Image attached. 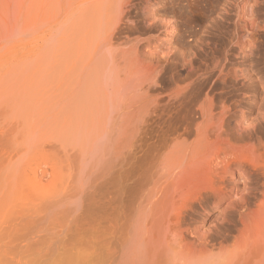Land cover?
<instances>
[{
    "label": "rangeland",
    "instance_id": "rangeland-1",
    "mask_svg": "<svg viewBox=\"0 0 264 264\" xmlns=\"http://www.w3.org/2000/svg\"><path fill=\"white\" fill-rule=\"evenodd\" d=\"M103 1L0 0V264H264V0Z\"/></svg>",
    "mask_w": 264,
    "mask_h": 264
},
{
    "label": "bare ground",
    "instance_id": "bare-ground-1",
    "mask_svg": "<svg viewBox=\"0 0 264 264\" xmlns=\"http://www.w3.org/2000/svg\"><path fill=\"white\" fill-rule=\"evenodd\" d=\"M100 1H102V0H100ZM105 1H106V0H105ZM105 1H103V2L107 5L108 3H106ZM107 1H108V0H107ZM112 1H113V0H112ZM119 1H120V0H119ZM119 1H118V2H119ZM103 2H101L102 5L104 4ZM110 3H112V4H111V6H112L114 2H111V1H110ZM116 3H117V0H116ZM94 4H95V3H94ZM105 4H104V5H105ZM108 5H109V4H108ZM114 5H115V4H114ZM95 6H96V5H95ZM99 7H100V6H98V8H99ZM101 7H103V6H101ZM113 7H115V6H113ZM110 8H111V7H110ZM115 8H116V7H115ZM103 9L105 10V8H103ZM106 9H107V8H106ZM111 10H112V9H111ZM108 11H109V10H108ZM108 11H106V12H108ZM112 11H113V13H114V9H113ZM150 12H151V11H149V18H150V19H154V14H153V12H151V13H150ZM110 13H112V12H110ZM116 14H117V13H116ZM111 20H112V18H111ZM108 21H109V20H108ZM151 21H152V20H151ZM108 24H109V23H108ZM14 26H15V25H14ZM101 26H104V25L102 24ZM102 29H103V28H102ZM10 30H11V29H10ZM22 31H23V30H22ZM101 31H102V30H101ZM17 32H19V31H17ZM14 33H15V32H14ZM12 34H13V33H12ZM15 34H16V33H15ZM101 34H102V33H101ZM10 36H11V35H10ZM109 44H110V43H109ZM106 49H107V48H106ZM106 51H107V50H106ZM107 53H109V51H108ZM101 54H102V53H101ZM109 54H112V53L110 52ZM99 55H100V54H99ZM102 55H103V54H102ZM104 55H105V54H104ZM106 56H107V55H106ZM112 56H113V55H112ZM102 57H103V56H102ZM124 57H125V56H124ZM99 58H100V56H99ZM109 58H110V55H109ZM112 58H113V57H112ZM112 58H111V59H112ZM83 59H85V58H83ZM97 59H98V57H97ZM97 59H96V60H97ZM100 59H101V58H100ZM104 59L107 61L108 58H107V59L104 58ZM102 60H103V58H102ZM110 61H111V60H110ZM112 61H113V60H112ZM112 61H111V62H112ZM114 61H115V60H114ZM94 62H95V60H94ZM94 62H93V63H94ZM98 63H99V62H98ZM101 63H102V62H101ZM99 64H100V63H99ZM107 64H109V61H108ZM114 64H115V62H114ZM104 65H105V64H104ZM98 66H99V65H98ZM101 66H102V65H101ZM106 66H107V65H106ZM102 67L104 68L105 66H102ZM102 67H101V68H102ZM114 67H115V66H114ZM94 68H95V67H94ZM106 68L108 69V67H106ZM110 68H111V67H109V69H108L109 72H110ZM112 68H113V67H112ZM93 70H94V69H93ZM115 70H116V68H115ZM105 71H106V70H104V73L109 74L108 72H105ZM113 71H114V69H113ZM88 72L90 73L91 71H88ZM100 72H101V71H100ZM100 72H99V76H100ZM111 72H112V71H111ZM111 72H110V73H111ZM115 72H116V71H115ZM115 72H113V73H115ZM92 73H93V72H92ZM104 73H103V75H105V77H106V78L104 77V80H105V79H106V80L110 79V78H107V77H109L110 75H109V76H106V74H104ZM90 75H92V74H90ZM95 75H97V74H95ZM88 77H89V75H88ZM90 77H91V76H90ZM111 77H113V75H112ZM84 78H85V76H84ZM86 78H87V77H86ZM91 78H93V80H94V76L91 77ZM99 78H100V77H99ZM87 79H88V78H87ZM87 79H85V81H86ZM102 79H103V78H102ZM115 79H116V78H115ZM115 79L113 78V80H115ZM83 80H84V79H83ZM85 81H84V82H85ZM91 81H92V80H91ZM97 81H98V80H97ZM99 81H100V79H99ZM111 81H112V79H111ZM87 82H89V80H87ZM95 82H96V81H95ZM103 82H105V81H103ZM89 83H90V82H89ZM105 83H106V82H105ZM94 84H95V83H94ZM84 85H85V84H84ZM102 85H104V84H102ZM105 85H106V84H105ZM88 86H90V85H88ZM100 86H101V85H100ZM90 87H91V86H90ZM96 87H97V84H96ZM91 89H92V88H91ZM78 90H79V89H77L76 91H78ZM95 90H96V89H95ZM104 90H105V89H104ZM100 91H101V88H100ZM113 91H114V90H113ZM88 92H89V91H88ZM76 93H78V92H76ZM76 93H75V94H76ZM75 94H74V96H75ZM84 94H85V93H84ZM86 94H89V93H86ZM86 94H85V95H86ZM93 94H94V93H93ZM96 94H97V93H96ZM107 94H108V92H107ZM115 94H116V92H115ZM76 95H77V94H76ZM100 95H101V93H100ZM100 95H99V97H100ZM78 96H79V95H78ZM78 96H77V99L79 98ZM80 97H81V95H80ZM82 97H83V96H82ZM84 97H85V96H84ZM84 97H83V98H84ZM94 97H95V95H94ZM94 97H93V98H94ZM112 97H113V96H112ZM71 98H74V97L72 96ZM71 98H69V100H70ZM75 98H76V97H75ZM101 98H102V97H101ZM77 99H76V101L78 102L79 100H77ZM94 99H95V98H94ZM98 99H99V98H98ZM114 99H115V98H114ZM69 100H68V102H69ZM71 100H72V99H71ZM81 100H82V99H81ZM87 100L90 101V99H87ZM72 101L74 102V100H72ZM83 101H84V100H83ZM89 101H88V102H89ZM105 101H106V100H105ZM109 101H110V99H109ZM90 102H91V101H90ZM96 103H97V102H96ZM106 103H107V102H106ZM114 103H115V102H114ZM114 103H113V105H114ZM70 104H72L71 101H70ZM100 104H101V103H100ZM100 104H99V105H100ZM90 105H92V103H91ZM95 105H96V104H95ZM100 106H102V104H101ZM76 107H77V106H76ZM93 108H95V107H93ZM101 108H103V106H102ZM101 108H100V109H101ZM77 109H78V108H77ZM77 109H76V110H77ZM100 109H99V110H100ZM103 109H104V108H103ZM102 111H103V110H102ZM102 111H101V112H102ZM107 112H109V111H107ZM89 115H90V114H89ZM89 115H88V116H89ZM103 115H104V113H103ZM97 116H98V115H97ZM104 116H105V115H104ZM104 116H103V118L105 119L106 117H104ZM94 117H95V116H94ZM73 118H74V117H73ZM77 118H78V117H77ZM92 118H93V117H92ZM98 119H99V118H98ZM104 119H103V120H104ZM106 119H107V118H106ZM72 120H73V122H75L74 119H72ZM85 123H86V121H85ZM100 124H102L101 121H100ZM104 124H105V123H104ZM94 125H95V124H94ZM95 126H96V125H95ZM98 126H99V125H98ZM86 128H87V127H86ZM90 128H91V127H90ZM84 129H85V128H84ZM88 129H89V128H88ZM93 129H94V128H93ZM93 129H91V130H93ZM95 129H96V128H95ZM97 129L99 130L100 128L97 127ZM100 130H101V129H100ZM87 131H88V130H87ZM96 131H97V130H96ZM83 132H84V130H83ZM88 132H89V131H88ZM93 132H94V131H93ZM93 132H92V133H93ZM101 132H102V131H101ZM104 132H106V131H104ZM78 133H79V131H78ZM90 133H91V132H90ZM92 133H91L90 136H94ZM97 133H98V132H97ZM87 134L89 135V133H87ZM87 134H86V135H87ZM95 134H96V133H95ZM99 134H100V132H99ZM77 135H78V134H77ZM80 135H83L82 137H83V139H84V134L82 133V134H80ZM101 135H102V134H101ZM103 135H104V133H103ZM95 136H96V135H95ZM79 137H80V139H81V136H79ZM79 137H78V138H77V137L75 138V140L77 139V140H76V141H77V144H78V142H80ZM86 137L89 138V136H86ZM86 137H85V139H86ZM95 138H96V137H95ZM83 139H82V140H83ZM86 140H87V139H86ZM86 140H85V141H86ZM88 140H91V138L88 139ZM88 140H87L86 143H89ZM85 141H84V144H85ZM95 141H96V139H95ZM81 142H82V141H81ZM81 142H80V143H81ZM92 144H93V142H92ZM80 145H81V144H80ZM86 145H87V144H86ZM88 145H90V147H91V144H88ZM84 146H85V145H84ZM99 146H100V145H99ZM78 147H79V145H78ZM81 147H83V146L81 145ZM88 147H89V146H88ZM88 147H87V149H88ZM85 150H86V147H85ZM85 150H84V148H83V152H84ZM88 150H89V149H88ZM90 150H91V148H90ZM86 151H87V150H86ZM86 151H85V153H87ZM103 152H104V151H103ZM211 152H213V151H211ZM216 152H217V151H216ZM90 153H91V152H90ZM100 153H101V152H100ZM83 154H84V153H83ZM215 154H216V153H215ZM213 155H214V154H213ZM216 155H217V154H216ZM214 156H215V155H214ZM218 156H219V155H218ZM218 156H217V157H218ZM211 157H212V156H211ZM217 157H216V158H217ZM209 159H210V158H209ZM211 159H212V158H211ZM217 160H218V159H217ZM219 161H220V158H219ZM211 162H212V160H211ZM213 163H215V161H214ZM213 163H211V165H212ZM219 163L221 164V162H219ZM219 163H218V165H219ZM209 164H210V163H209ZM228 165L230 166V164H228ZM212 166H213V168H214V165H212ZM212 166H211V167H212ZM215 166H217V162H216V165H215ZM231 166H232V165H231ZM38 167H39V166H38ZM36 168H37V166H36ZM36 168H33V169L35 170ZM227 168H228V167H227ZM229 168H230V167H229ZM33 169H32V170H33ZM38 169H39V168H38ZM211 169H212V168H211ZM211 169H208V170L210 171ZM34 170H33V171H34ZM36 170H37V169H36ZM37 171H38V170H37ZM37 171L32 172V173H33V176L35 175V179H39V178H40V176L37 175ZM242 176H243V175H242ZM231 177H232V176H231ZM222 182H223V181H222ZM223 183H224V182H223ZM223 183H222V184H223ZM263 252H264V249H263ZM145 255H146V252H145ZM134 256H135V255H134ZM142 256H143V255H142ZM145 257H146V256H145ZM135 258H136V257H135ZM142 258H143V257H142ZM69 260H70V259H69ZM139 260H140V259H139ZM262 260H263V259H262ZM143 262H144V261H143ZM122 263H123V262H122Z\"/></svg>",
    "mask_w": 264,
    "mask_h": 264
}]
</instances>
